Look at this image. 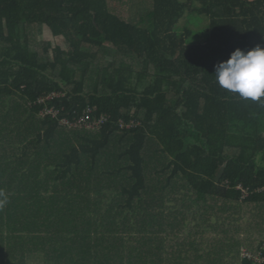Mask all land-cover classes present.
Listing matches in <instances>:
<instances>
[{
	"label": "trees",
	"instance_id": "1",
	"mask_svg": "<svg viewBox=\"0 0 264 264\" xmlns=\"http://www.w3.org/2000/svg\"><path fill=\"white\" fill-rule=\"evenodd\" d=\"M186 14L208 19L200 41L176 31ZM45 29L63 46L43 41ZM257 45L264 0H0V264L67 239L76 224L61 199L75 184L107 185L135 216L148 213L134 204L143 194L170 196L171 213L210 232L230 264H260L264 105L214 76ZM44 106L57 117H41ZM92 107L106 118L98 129L60 123Z\"/></svg>",
	"mask_w": 264,
	"mask_h": 264
},
{
	"label": "crops",
	"instance_id": "2",
	"mask_svg": "<svg viewBox=\"0 0 264 264\" xmlns=\"http://www.w3.org/2000/svg\"><path fill=\"white\" fill-rule=\"evenodd\" d=\"M107 189L103 184L63 189L68 193L61 206L76 225L66 240L37 243L34 261L28 257L27 264H230L221 249L211 247L210 232L190 230L185 224L191 220L171 213L177 202L170 196L159 201L157 193L143 194L134 204L139 212L150 206L148 213L141 209L135 216L122 210L127 198ZM161 202L165 213L157 216L154 209Z\"/></svg>",
	"mask_w": 264,
	"mask_h": 264
},
{
	"label": "clouds",
	"instance_id": "3",
	"mask_svg": "<svg viewBox=\"0 0 264 264\" xmlns=\"http://www.w3.org/2000/svg\"><path fill=\"white\" fill-rule=\"evenodd\" d=\"M214 76L222 89L264 105V47L257 45L247 51L237 48L229 59L215 66ZM5 203L0 199V208Z\"/></svg>",
	"mask_w": 264,
	"mask_h": 264
},
{
	"label": "built area",
	"instance_id": "4",
	"mask_svg": "<svg viewBox=\"0 0 264 264\" xmlns=\"http://www.w3.org/2000/svg\"><path fill=\"white\" fill-rule=\"evenodd\" d=\"M55 94H50L46 98H42L38 100V104H43L46 100H49L50 98L54 97ZM94 110V107L88 108L84 110L79 118H76L73 122H69L66 119L61 120V124L64 126H69V127H78V128H86L90 130H95L98 129L105 121L106 118L104 116L98 118V119H92V111ZM39 115L41 117H46L50 116L52 118L57 117V111L49 108L47 106H44L42 110L39 112ZM243 257L250 258L251 254L247 252L246 250H243ZM258 263L264 264V260L260 259L259 257L255 259Z\"/></svg>",
	"mask_w": 264,
	"mask_h": 264
},
{
	"label": "rangeland",
	"instance_id": "5",
	"mask_svg": "<svg viewBox=\"0 0 264 264\" xmlns=\"http://www.w3.org/2000/svg\"><path fill=\"white\" fill-rule=\"evenodd\" d=\"M183 2V0H180ZM208 24V19L204 16H198V15H190L186 14L185 17L178 23L176 27V31H181L184 27H187L191 29L194 34L193 38H191V42L193 41H200V38L197 36L198 32H200L202 29H204ZM42 40L45 42H50L53 46L54 45H61L63 46V40L60 38H53L48 31V29H45V32L42 36Z\"/></svg>",
	"mask_w": 264,
	"mask_h": 264
}]
</instances>
